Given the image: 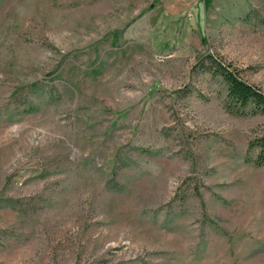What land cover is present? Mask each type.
Here are the masks:
<instances>
[{
  "label": "rangeland",
  "instance_id": "374dc122",
  "mask_svg": "<svg viewBox=\"0 0 264 264\" xmlns=\"http://www.w3.org/2000/svg\"><path fill=\"white\" fill-rule=\"evenodd\" d=\"M264 0H0V264H264Z\"/></svg>",
  "mask_w": 264,
  "mask_h": 264
},
{
  "label": "trees",
  "instance_id": "16d2710c",
  "mask_svg": "<svg viewBox=\"0 0 264 264\" xmlns=\"http://www.w3.org/2000/svg\"><path fill=\"white\" fill-rule=\"evenodd\" d=\"M263 29L264 21L260 20ZM207 62L206 68L219 75L226 86L225 109L234 114L243 112L249 108L252 113H264V90L244 80L237 69L230 68L220 61H216L212 55L204 56ZM247 141V151L256 150L253 158L249 159L254 166H264V122L251 131Z\"/></svg>",
  "mask_w": 264,
  "mask_h": 264
}]
</instances>
